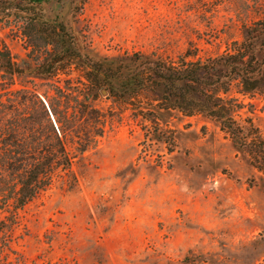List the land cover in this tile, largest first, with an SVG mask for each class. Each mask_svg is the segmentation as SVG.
I'll use <instances>...</instances> for the list:
<instances>
[{
  "label": "rangeland",
  "instance_id": "374dc122",
  "mask_svg": "<svg viewBox=\"0 0 264 264\" xmlns=\"http://www.w3.org/2000/svg\"><path fill=\"white\" fill-rule=\"evenodd\" d=\"M263 16L264 0H86L74 25L102 56L176 59L197 48L205 58L229 50ZM1 42L19 62L31 59L16 21L0 19ZM15 79L12 89L46 103L65 100L57 87L75 95L85 87L75 64ZM239 97L238 120L264 132V95ZM93 104L106 115L103 135L18 211L0 264H264V173L215 121L171 112L162 122L174 130L171 146L106 90ZM77 130L65 140L75 153Z\"/></svg>",
  "mask_w": 264,
  "mask_h": 264
},
{
  "label": "trees",
  "instance_id": "16d2710c",
  "mask_svg": "<svg viewBox=\"0 0 264 264\" xmlns=\"http://www.w3.org/2000/svg\"><path fill=\"white\" fill-rule=\"evenodd\" d=\"M85 2L0 0V19L20 25L31 58L19 62L0 43V242L5 246L13 238L18 211L56 174L70 172L77 154L103 135L106 115L93 104L103 90L116 105L141 117L146 134L171 146L174 130L162 123L171 112L215 121L234 148L264 173V132L251 118H237L244 107L239 95H264V16L245 25L244 38L215 56L197 57V48L176 59L142 51L102 56L87 47L74 25ZM71 64L85 87L80 95L57 87L63 105L46 103L27 88L12 89L17 76L47 78ZM71 127L78 128L82 146L74 148L76 153L65 145Z\"/></svg>",
  "mask_w": 264,
  "mask_h": 264
}]
</instances>
